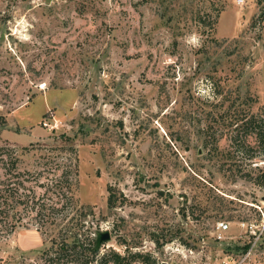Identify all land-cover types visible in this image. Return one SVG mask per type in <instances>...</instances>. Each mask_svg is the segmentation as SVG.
<instances>
[{
	"label": "rangeland",
	"instance_id": "rangeland-1",
	"mask_svg": "<svg viewBox=\"0 0 264 264\" xmlns=\"http://www.w3.org/2000/svg\"><path fill=\"white\" fill-rule=\"evenodd\" d=\"M261 105L264 0H0V145L39 195L68 157L61 135L73 137L80 216L111 233L101 253L129 247L157 264L237 255L248 224L263 228L264 187L231 171L256 175L264 161L234 157L232 122ZM17 216L11 232L0 223V257L50 264L58 231L30 208ZM258 250L264 263V230Z\"/></svg>",
	"mask_w": 264,
	"mask_h": 264
},
{
	"label": "trees",
	"instance_id": "trees-1",
	"mask_svg": "<svg viewBox=\"0 0 264 264\" xmlns=\"http://www.w3.org/2000/svg\"><path fill=\"white\" fill-rule=\"evenodd\" d=\"M246 98L252 100L251 97ZM254 102H258V99H254ZM241 111H235L232 122L235 133L231 137L230 146L234 148V157L235 154L242 153L250 160V164L254 159L264 161V105L259 106L258 112H250L248 115L241 116ZM61 138V150L68 152V157L65 158L66 162L56 163L51 167L53 173L47 182L38 183L44 189L39 195L34 190L31 193L25 192V173L19 171L20 159L16 150L10 151L6 145H0V223L7 224L6 227L11 232L20 224L18 211L28 208L35 210L40 220L53 225L59 233L44 251L49 258L46 261H50V264H131L136 260L157 264L151 254L132 251L129 247H126V253L115 249L101 253L106 242L100 246L97 244L99 227H94L92 220L86 227L88 213L82 218L80 216L81 208L86 206L80 204L76 196L79 184L78 150L73 137L62 134ZM256 166L259 170L256 175L238 168L237 173L231 171L232 178H244L264 187V167ZM41 175L42 171H39L35 177L36 182L41 179ZM109 190L108 206L113 208L117 196L112 187ZM48 210L55 215L44 213ZM248 246L249 243H245L239 252L246 250ZM3 262L0 257V264H8Z\"/></svg>",
	"mask_w": 264,
	"mask_h": 264
},
{
	"label": "built area",
	"instance_id": "built-area-1",
	"mask_svg": "<svg viewBox=\"0 0 264 264\" xmlns=\"http://www.w3.org/2000/svg\"><path fill=\"white\" fill-rule=\"evenodd\" d=\"M246 0H237L238 4H244ZM264 220V219H263ZM241 226L245 227L246 222H241ZM263 228L257 229V225L255 223L248 224V227L250 228V233L252 239L247 242L249 243V246L246 250H243L239 252L237 255L234 254H226L224 256V259L222 260L221 264H264L259 260V250H258V243L259 239L263 233L264 230V223H262ZM230 229V222L225 220H220L216 223L215 229H214V236L217 240L223 241L228 238L227 232ZM133 264H142L140 262H135ZM178 264V263H173Z\"/></svg>",
	"mask_w": 264,
	"mask_h": 264
},
{
	"label": "water",
	"instance_id": "water-1",
	"mask_svg": "<svg viewBox=\"0 0 264 264\" xmlns=\"http://www.w3.org/2000/svg\"><path fill=\"white\" fill-rule=\"evenodd\" d=\"M111 239V233L110 231H99L97 233V244L100 246L103 242H107Z\"/></svg>",
	"mask_w": 264,
	"mask_h": 264
}]
</instances>
